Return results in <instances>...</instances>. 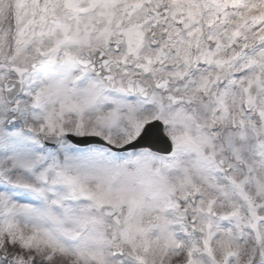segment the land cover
Returning <instances> with one entry per match:
<instances>
[{"label":"snow or ice","instance_id":"obj_1","mask_svg":"<svg viewBox=\"0 0 264 264\" xmlns=\"http://www.w3.org/2000/svg\"><path fill=\"white\" fill-rule=\"evenodd\" d=\"M0 264H264V0H0Z\"/></svg>","mask_w":264,"mask_h":264}]
</instances>
